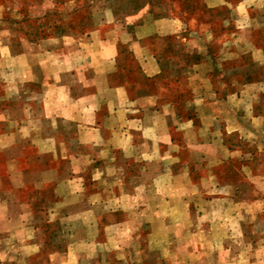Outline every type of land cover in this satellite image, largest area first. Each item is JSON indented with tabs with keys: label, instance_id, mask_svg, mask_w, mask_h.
Masks as SVG:
<instances>
[{
	"label": "crops",
	"instance_id": "obj_1",
	"mask_svg": "<svg viewBox=\"0 0 264 264\" xmlns=\"http://www.w3.org/2000/svg\"><path fill=\"white\" fill-rule=\"evenodd\" d=\"M156 6L74 0V35L42 39L34 53L3 42L0 260L202 264L203 245L179 226L192 221V196L237 203L242 183L264 177V145L256 166L231 169L244 179L217 167L254 157L232 136L264 143V78L235 85L220 55ZM192 41L205 46L193 63ZM211 73L219 84L203 85Z\"/></svg>",
	"mask_w": 264,
	"mask_h": 264
},
{
	"label": "rangeland",
	"instance_id": "obj_2",
	"mask_svg": "<svg viewBox=\"0 0 264 264\" xmlns=\"http://www.w3.org/2000/svg\"><path fill=\"white\" fill-rule=\"evenodd\" d=\"M152 1L158 3L155 7L156 14L167 10V13L180 17L187 29L191 30L192 40H200L199 44L206 42L208 53L220 55L221 67L226 72H223L224 75L236 73L231 79L235 85L241 86V82L256 80L260 76L264 78V66H257V48H261L264 55V0H224L223 4L215 7L207 6L204 0ZM73 13L74 0H0V52L5 49L2 45L6 43L3 42L7 41L14 45L16 54L24 51L34 53L39 49L38 45L42 44V39L74 35ZM118 16L123 17L124 14L120 13ZM194 41L190 47L192 63L203 57V52L199 51L205 47H194ZM42 47L50 48L47 44ZM15 62L17 68H22L21 61ZM231 63L235 67L232 68ZM248 72L250 73L247 74ZM2 82L0 81V87ZM202 84L218 85L219 82L211 73L202 79ZM223 84L226 82L223 81ZM256 121L261 125L260 120ZM232 138L234 144L247 146L248 152L254 157L242 162L230 158L217 167L223 168L224 178L244 179L231 169L236 170L240 164L247 163L256 166L260 158L258 152L264 143L240 142L236 135ZM198 164L194 163V167ZM194 167L192 168L195 169ZM202 167H205L204 164ZM194 175L197 177L196 172ZM252 183L255 188L248 182L241 184L242 188L237 193V200L240 202L237 203L223 199L211 205V201L205 198L212 191L207 190L192 196V221L184 224L190 225V228H184L182 223L179 226L182 227L181 230L190 232L192 242L196 240L203 245L201 249L204 252L195 256L200 263L264 264V177H254ZM159 263L169 262L163 259ZM0 264L8 263L0 260ZM174 264L179 262L175 260Z\"/></svg>",
	"mask_w": 264,
	"mask_h": 264
}]
</instances>
